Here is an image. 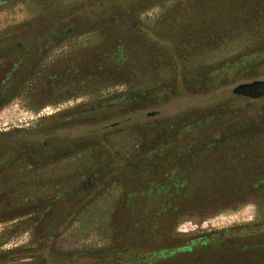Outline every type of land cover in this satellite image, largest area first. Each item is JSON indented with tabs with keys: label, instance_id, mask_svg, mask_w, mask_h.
I'll list each match as a JSON object with an SVG mask.
<instances>
[{
	"label": "rangeland",
	"instance_id": "obj_1",
	"mask_svg": "<svg viewBox=\"0 0 264 264\" xmlns=\"http://www.w3.org/2000/svg\"><path fill=\"white\" fill-rule=\"evenodd\" d=\"M224 1L0 0V67L22 44L35 66L0 88V264H264L259 197L172 228L154 219L159 199L150 227L133 223L127 216L141 209L126 195L139 178L117 158L146 123L163 130L190 110L250 111L232 89L264 80V34L249 19V32L230 21ZM100 53L105 71L81 76L78 66ZM158 170L146 176L153 187L167 177Z\"/></svg>",
	"mask_w": 264,
	"mask_h": 264
},
{
	"label": "trees",
	"instance_id": "obj_2",
	"mask_svg": "<svg viewBox=\"0 0 264 264\" xmlns=\"http://www.w3.org/2000/svg\"><path fill=\"white\" fill-rule=\"evenodd\" d=\"M224 2L228 5L229 20H235V24L239 23L240 29L245 30L244 32L250 31L244 26L247 24L242 23L244 19H249V22L255 24L258 30H261L260 33L264 34V0H225ZM64 33L65 31L63 35ZM113 44L114 42L110 46ZM23 46L22 49L13 50L20 53V57L13 59H8V56L3 57L6 62L0 67L2 70L0 88L6 84L12 86L20 70L29 72L28 79L35 68L34 64L27 60L31 56V52H27V46L30 45ZM50 46L47 43L46 50ZM104 50L106 49L100 52H106ZM7 51L10 50L2 49L1 54L4 55ZM101 53L96 56L97 62L89 61V58L82 65V70L80 65L78 66L81 76L105 71V67L98 63ZM114 61V64L118 62L115 58ZM72 73L75 74L73 69L70 71L71 76ZM27 79L14 86L12 91L14 95L26 86ZM192 82L190 80L184 83L186 85ZM181 84L177 82L174 85L182 86ZM150 86L156 88L160 84H150ZM137 94L147 98L145 91ZM246 98L251 106L250 111L226 107L219 113L194 114L192 113L194 110H190L191 113L188 115H176L173 120H168L163 130L158 127L152 129L151 124L148 123L142 125L139 140L126 146V156L119 154L117 157L121 172L127 165L126 168L128 167L130 172L139 178V188L135 194L129 193L130 195L126 196L131 197L141 209L140 212L133 211L134 221L150 220L151 225L153 219L151 211L156 210L151 207L158 206V203L161 209L157 214L154 213V219L162 221L165 228H172L184 216L194 213L209 214L217 208L231 204L235 199L257 196L264 201V143L260 141L264 139V113L261 112L264 103L260 104L261 100L264 102V97ZM203 128H206L205 132L198 133V130ZM183 135L186 142H182ZM248 139H253L254 144L248 142ZM222 144L226 147L220 153L221 156L209 155L215 153L214 148ZM211 148L213 151L202 155ZM200 155L202 157H199ZM250 156H253L252 160L249 159ZM257 164L259 167L255 166ZM163 167L169 171L167 177L159 187H153L151 182L154 177L151 179L146 176L158 172V168ZM146 185L148 186L144 188ZM214 240L216 239H207L205 242L217 244ZM205 242L202 244L205 245ZM108 262L110 261H103L100 264H109Z\"/></svg>",
	"mask_w": 264,
	"mask_h": 264
},
{
	"label": "water",
	"instance_id": "obj_3",
	"mask_svg": "<svg viewBox=\"0 0 264 264\" xmlns=\"http://www.w3.org/2000/svg\"><path fill=\"white\" fill-rule=\"evenodd\" d=\"M232 91L235 94L250 98L264 97V80L257 79L250 82H243L235 86Z\"/></svg>",
	"mask_w": 264,
	"mask_h": 264
},
{
	"label": "crops",
	"instance_id": "obj_4",
	"mask_svg": "<svg viewBox=\"0 0 264 264\" xmlns=\"http://www.w3.org/2000/svg\"><path fill=\"white\" fill-rule=\"evenodd\" d=\"M96 58H97V57H96ZM136 191H137V190H136ZM136 191L131 192L130 194H133V195H134ZM126 196H127V195H126ZM132 201H133V200H132ZM127 217H128V221H129L130 218H131L132 221H130V222H133V223L135 222V221L133 220L134 217H135V212H130L129 215H128ZM129 217H130V218H129ZM149 218H150V216H149ZM143 222H146V221H143ZM148 226L150 227V220H148Z\"/></svg>",
	"mask_w": 264,
	"mask_h": 264
},
{
	"label": "built area",
	"instance_id": "obj_5",
	"mask_svg": "<svg viewBox=\"0 0 264 264\" xmlns=\"http://www.w3.org/2000/svg\"><path fill=\"white\" fill-rule=\"evenodd\" d=\"M37 115H38V116H41L42 113L39 112V113H37ZM33 116H35V115H34V114H31V115H28V116H24L23 119H24V118H25V119H27V118H31V119H33ZM23 119H20V121H22ZM6 124H7V123H4V124H3V123L1 122V119H0V129H1L2 126L6 125Z\"/></svg>",
	"mask_w": 264,
	"mask_h": 264
},
{
	"label": "flooded vegetation",
	"instance_id": "obj_6",
	"mask_svg": "<svg viewBox=\"0 0 264 264\" xmlns=\"http://www.w3.org/2000/svg\"><path fill=\"white\" fill-rule=\"evenodd\" d=\"M24 46L23 45H19V48L20 49H22ZM28 48H27V52L29 53L30 51H29V48H31V46H27ZM33 47V46H32ZM0 175H1V173H0ZM2 176V175H1ZM2 186H4L3 184H0V187H2Z\"/></svg>",
	"mask_w": 264,
	"mask_h": 264
}]
</instances>
